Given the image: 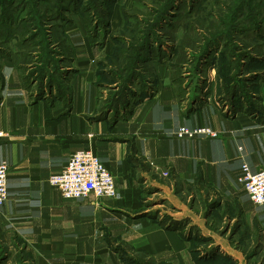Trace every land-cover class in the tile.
<instances>
[{
  "label": "crops",
  "instance_id": "obj_1",
  "mask_svg": "<svg viewBox=\"0 0 264 264\" xmlns=\"http://www.w3.org/2000/svg\"><path fill=\"white\" fill-rule=\"evenodd\" d=\"M63 33L69 65L58 78H31L17 52L0 61V131L7 134L0 137V160L10 167L8 197L0 207L4 241L21 243L32 264H125L108 233L157 264H193L177 231L124 213L139 211L141 178L171 171L210 189L209 204L219 200L217 207L258 221L264 242V205L253 203L239 180L244 162L252 171L264 168V43L260 77L249 95L230 101L216 77L194 89L186 82L177 87L163 62L143 89L132 85L137 93L126 105L107 109L99 61L110 47L96 44L81 20L65 25ZM209 69L214 74L218 68ZM180 126L211 127L219 135L178 138ZM85 148L113 173L116 197L69 199L51 185L50 176ZM151 184L167 188L156 179ZM182 212L228 251L226 238L207 229L205 219Z\"/></svg>",
  "mask_w": 264,
  "mask_h": 264
},
{
  "label": "rangeland",
  "instance_id": "obj_2",
  "mask_svg": "<svg viewBox=\"0 0 264 264\" xmlns=\"http://www.w3.org/2000/svg\"><path fill=\"white\" fill-rule=\"evenodd\" d=\"M168 2L0 0V61L17 52L21 55L20 62L27 63L26 71L31 78L39 77L33 73L32 66L44 68L49 78H58L62 75L61 69L69 65L67 58L58 62L63 58L60 52L68 49L67 40L64 43L65 25L81 20L96 44L110 47L107 56L116 50L114 64L105 67L113 78L125 76L134 67L140 80L152 78L155 67L164 62L170 67L172 78V72H176L177 87L186 82L194 89L216 77L218 84L222 82L225 83L222 87L227 86L223 91L225 98L229 97L231 89L239 96L249 95L260 77L256 69L262 60L264 43V0H176L174 11L162 18L160 14ZM148 30H152L151 33ZM217 35H220L217 44L222 48L215 58L205 59L206 42ZM145 40L154 41L143 52L149 57L147 62H143L140 50ZM126 50L129 51L126 53ZM226 60L235 66L230 76L219 71ZM213 65L218 67L214 74L209 69ZM122 66L131 69L120 73ZM135 85L138 90L143 84ZM116 87V84L108 86L104 98ZM150 176L147 181L140 180L139 211L124 212L126 216L149 217L161 227L177 231L188 243L193 264H264L262 226L258 221L247 222L238 209L217 207L219 200L209 204L210 189L181 181L171 171ZM153 179L166 185V190L152 185ZM183 209L191 215H200L207 229L224 236V247L228 251L204 233ZM106 236L125 264H157L126 240L112 238L108 233ZM205 255L206 260H203ZM0 264H32V260L21 243H6L0 232Z\"/></svg>",
  "mask_w": 264,
  "mask_h": 264
},
{
  "label": "built area",
  "instance_id": "obj_3",
  "mask_svg": "<svg viewBox=\"0 0 264 264\" xmlns=\"http://www.w3.org/2000/svg\"><path fill=\"white\" fill-rule=\"evenodd\" d=\"M7 134L0 131V137ZM219 132L211 127L190 128L180 126L178 138L192 139L197 136L218 137ZM9 164L0 160V207L8 197ZM244 190L253 203L264 205V168L252 171L249 165L242 164L239 178ZM52 186L58 188L65 198H87L94 195L98 199L117 196L118 189L111 170L100 160L92 148L79 149L72 153L65 167L50 176Z\"/></svg>",
  "mask_w": 264,
  "mask_h": 264
},
{
  "label": "trees",
  "instance_id": "obj_4",
  "mask_svg": "<svg viewBox=\"0 0 264 264\" xmlns=\"http://www.w3.org/2000/svg\"><path fill=\"white\" fill-rule=\"evenodd\" d=\"M175 2H176V0H169V2L165 6V9L160 14V17L164 18L165 15H168V13H170L171 11H174V9H175L174 3ZM151 31L152 30H150V31L148 30V33H151ZM218 36H220V35L212 36L206 42V48H205L206 52H205V54L203 56V57H205V59L215 58L216 57V53H218L220 51V49L222 48L221 44L220 45L217 44L218 43L217 38H220ZM152 42H154V41H150V43H152ZM155 42H157V41H155ZM64 43H66L65 40H64ZM150 43L147 42V40H145L143 46L140 47V50L142 51V55H143V52L149 48ZM179 47H180V49L182 48V46L180 44H179ZM172 49L175 51V47L174 46H172ZM128 51L129 50H126V53ZM115 52H116V50H115ZM115 52L112 55L105 56L104 58H102L99 61V68H100V71L102 72L101 79H102V81L104 83L103 86L106 85V87L108 89V86H112V85H115V84L117 85L116 88L112 89L113 92L108 94L107 101H106V104H107L106 108L107 109L108 108L112 109L113 107H115L118 104H122V103H124V104L126 103L127 104L128 100H129V97L132 96V95H135V93H137L134 89H132V85L133 84H139L140 85L141 83L143 85H145V83H146L145 82L146 79L140 80V77H141L140 74H137V73L134 72L136 67H134V69H132L130 72H128V70H130L131 68L129 69L128 67H123V66L120 67L119 68V72L120 73H125V72H128V73L125 76L120 77L119 79L113 78L112 77V73L106 72L105 71V67H109V65L114 64L113 63L114 62L113 58L115 57ZM59 55H62L63 58L59 59L58 62L59 61H64V59H66V58L68 59V56L65 54V51H64V53L60 52ZM147 59H149V57L146 58L145 55L142 56L143 62H147ZM232 63L233 62L227 61V60L225 62H223L221 64L222 66L219 68L220 73L223 72L226 75L230 76L232 70H235V66L232 67V65H230ZM43 69L42 68H38V67L35 66V68L33 69V71H34L33 73L35 75L39 76L38 78L43 79L45 77V75H46L45 70H43ZM172 74H173V80L175 82H177L178 81V77L176 76V72H172ZM52 79L53 78H51V80ZM142 86H141V89H143ZM123 91H125V92H123ZM141 94L146 95L147 94L146 89L144 91H141ZM236 95H237V92H235L234 89H231L229 94H228V96H229L228 98L230 99V101L234 100V99L237 98ZM206 257L207 256L205 255V256H203L202 259L206 260V259H204Z\"/></svg>",
  "mask_w": 264,
  "mask_h": 264
},
{
  "label": "flooded vegetation",
  "instance_id": "obj_5",
  "mask_svg": "<svg viewBox=\"0 0 264 264\" xmlns=\"http://www.w3.org/2000/svg\"><path fill=\"white\" fill-rule=\"evenodd\" d=\"M35 68V66H33V69Z\"/></svg>",
  "mask_w": 264,
  "mask_h": 264
}]
</instances>
